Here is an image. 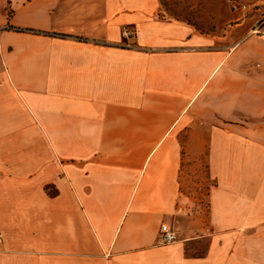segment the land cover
<instances>
[{"label": "crops", "instance_id": "crops-1", "mask_svg": "<svg viewBox=\"0 0 264 264\" xmlns=\"http://www.w3.org/2000/svg\"><path fill=\"white\" fill-rule=\"evenodd\" d=\"M263 3L0 0V264H264Z\"/></svg>", "mask_w": 264, "mask_h": 264}, {"label": "rangeland", "instance_id": "rangeland-1", "mask_svg": "<svg viewBox=\"0 0 264 264\" xmlns=\"http://www.w3.org/2000/svg\"><path fill=\"white\" fill-rule=\"evenodd\" d=\"M229 1L251 4L264 2V0H161L165 13L177 19L187 20L202 30H211V17L220 9L222 3ZM262 5L264 13V3ZM45 190L50 194L54 192L49 185ZM1 233V232H0Z\"/></svg>", "mask_w": 264, "mask_h": 264}, {"label": "built area", "instance_id": "built-area-1", "mask_svg": "<svg viewBox=\"0 0 264 264\" xmlns=\"http://www.w3.org/2000/svg\"><path fill=\"white\" fill-rule=\"evenodd\" d=\"M135 36V28L131 24H123L120 27V45L122 47H133L135 46L133 38ZM176 239L175 231L172 230L167 224H161L158 233V243L168 244ZM3 241V235L0 233V245Z\"/></svg>", "mask_w": 264, "mask_h": 264}]
</instances>
